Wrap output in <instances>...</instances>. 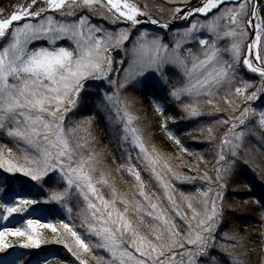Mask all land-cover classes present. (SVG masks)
<instances>
[{"label":"snow or ice","instance_id":"1","mask_svg":"<svg viewBox=\"0 0 264 264\" xmlns=\"http://www.w3.org/2000/svg\"><path fill=\"white\" fill-rule=\"evenodd\" d=\"M170 2L187 6L189 0ZM164 11L170 13L167 20L155 18L149 4L141 5L139 0H23L10 14L0 15V133L16 148L0 146V192L7 197L0 201V219L23 218L22 226L0 228V253L9 256L0 264H33L31 256L17 249H40L48 243L40 232L45 228L58 234L54 242L62 244L78 264H89L88 257L96 264H252L248 251L256 246L244 243L238 234L225 232L222 239L230 243H220L215 254L213 250L223 223L228 181L240 175L238 169L248 163L242 158L251 155L248 138L264 147V110L247 106L239 116L221 121L230 127L215 145L212 174L205 170L189 177L173 171L155 146L149 149L140 117L131 110L135 98L128 93L137 88L168 89L162 99L180 104L185 118L195 121L210 115L201 111V98L208 104L224 99L234 110L238 105L233 95L244 101L264 100V3L198 0L190 7ZM93 17L113 27L94 23ZM176 20L185 21L182 30L174 25ZM121 24L125 26L118 27ZM147 24L158 26L162 33L150 31L144 27ZM173 28V41L165 42ZM204 31L207 36L197 35ZM226 39L230 42L219 47ZM62 41L71 46H59ZM193 41L203 49L202 56L185 47ZM113 48L127 57L119 61V68L113 67ZM241 68L259 77L255 91L249 92L255 82L241 75ZM88 81L100 83L86 99L82 93ZM85 103L104 115L118 144L138 150L136 158L156 181L159 194L146 191L128 150V163L120 169L134 178L136 190L132 200L117 191L99 167L103 157L94 147L98 143L91 131L94 117L71 126L65 122L69 112L75 115ZM156 111L164 116L159 101ZM199 130L207 132L209 143L216 140L213 126ZM168 134L181 145L171 130ZM181 151L188 149L181 145ZM201 162L208 163L203 157ZM189 170L199 171L191 165ZM197 179L207 187L181 192L188 209L183 211L174 182ZM260 179L264 180V171ZM50 182L53 187L46 188ZM17 183L19 190L13 187ZM101 186L110 188L112 199L105 198ZM247 186L251 188L252 181ZM72 201L80 207L84 234L65 221L57 225L24 218L41 203L67 207ZM117 203L124 205L123 211ZM255 203L264 223V200ZM67 210L71 213L72 208ZM130 211L148 224L151 238L138 230ZM177 219L183 222V231ZM9 237L20 238L21 243L14 245ZM260 238L264 240V233ZM97 250L109 258L95 255ZM257 257H264V251ZM36 264H50V258L37 259Z\"/></svg>","mask_w":264,"mask_h":264},{"label":"trees","instance_id":"2","mask_svg":"<svg viewBox=\"0 0 264 264\" xmlns=\"http://www.w3.org/2000/svg\"><path fill=\"white\" fill-rule=\"evenodd\" d=\"M21 3H23V0H0V15L10 14L14 7ZM167 37L169 36H166V38ZM62 43L63 46H67V44L68 47L71 46L68 41H62ZM222 43L223 42L219 44L221 48H223L220 46ZM226 45L227 44H225V46ZM115 55L117 59L123 58L122 51L120 50H116ZM224 55L228 58L227 54ZM240 71L241 75L244 76L242 68ZM99 83L98 81L88 82L89 85L93 86ZM86 88L87 96L85 97L87 99L88 95L92 92H88L89 88ZM167 91L168 89H164L163 92H154L151 88H144L143 90L137 88L130 89L128 93L129 96L135 98L131 110L140 117L138 123L140 127L145 129V138L149 149L155 146L159 152L168 159L173 171L180 173L182 176L192 177L202 175L205 170H208L211 175V166L215 162L213 160L215 145L219 144L220 137H222L230 127V124H223L221 121L227 117L239 116L243 108L248 105L244 106V103H240L239 100L238 104L235 103L238 105V110H234L224 99L216 98L213 104H208L204 101V98H201L199 103L201 111L210 115H205L202 119L195 121L185 118V114L181 111L180 104L171 101L170 98L168 102L162 99ZM231 99L233 100V97H231ZM157 101H159L164 108L163 117L156 111ZM217 107L222 111H216ZM86 110L87 118L94 117L91 123V131L92 135L98 141L94 147L103 157V163L99 166L100 169L108 174L113 186L124 198L132 200L133 193L136 190L134 178L129 175L127 171L120 169V165L128 163L126 150L131 151V164L135 165L137 169L140 170L142 179L146 181V179H150L152 176L144 169L142 161L136 158L138 150L132 149L129 144L120 145L117 143L116 139L113 138L112 129L108 121L102 113L97 114L92 103H89V106L82 112ZM82 116L81 113L77 120L82 118ZM166 117H170V119H165ZM77 120H75V122ZM65 122L69 126L68 122L72 123L74 120ZM165 124L166 128L162 126ZM208 125L216 129L217 138L212 143L207 141V132H201L199 130L200 128H206ZM168 130H171L173 134L180 139L181 145L188 149V151H181V145H177L173 139L169 138ZM256 140L255 138H248L247 150L251 155L242 158L247 159L248 163L243 164L242 167L238 169L240 172L239 176H234L228 181L229 186L224 196L225 206L223 223L220 230L216 233L217 249L213 250L214 253L218 251L220 243H230L222 239L225 232L230 235L233 233L238 234L245 238L244 243L256 246L254 249L248 251V255L253 257L252 264H260V259L264 258L257 257V253L264 251V240L260 238V234L264 233V223H262V216L258 205L255 203L257 199L264 200V180L260 179L261 172L264 171V147ZM3 145L12 147L14 151L16 150L12 141L4 133H0V146ZM201 157L208 161V163L201 162ZM189 165L199 169V171H190ZM96 175L99 176V172H97ZM249 181H252L251 188L247 186ZM174 183L175 197H177L176 200L180 206L183 204V207H181L183 211H188V209L180 193L189 194L195 192L197 188L207 187V184L199 179H197L195 183L188 181H175ZM151 186L152 189L146 187V191L150 195L154 192L157 194L160 193V189L153 178L151 180ZM13 187L19 190L18 183L14 184ZM45 187L52 188L50 184L45 185ZM101 189L106 199H112V193L109 187L101 186ZM0 193V201L7 199L5 193ZM40 198L43 200L44 196ZM164 203L167 204V201ZM41 206L46 210L44 212L42 210H37V213L43 221L55 224H59L60 221H65L74 225L81 234L85 233V229L81 227V220L78 217L80 207L76 205L75 201L70 202L67 206L72 208L71 213L68 212L67 207L54 202ZM49 206H51V208ZM116 206L123 211V204L117 203ZM128 216L134 221L141 233L152 232L147 223H138V218L133 212L130 211ZM177 224L180 225L181 231H183V222L177 219ZM55 238L54 236L47 237L48 243L43 250L33 251L32 254L28 255L32 257L33 264H36L37 259H42L43 257H49L50 264H78L75 257H73L62 244L54 242ZM92 242L95 243V238L92 239ZM131 250L134 252V249ZM235 251L240 252L242 250L235 249ZM134 254L136 253L134 252ZM95 255L102 256L105 259L109 258L108 254L103 250H97ZM28 256H26V259ZM1 257L8 258L7 255H5V257L0 256V258ZM52 257H55V259H52ZM224 258L227 257L225 256ZM88 259L89 264H96L95 260L91 257H88Z\"/></svg>","mask_w":264,"mask_h":264},{"label":"rangeland","instance_id":"3","mask_svg":"<svg viewBox=\"0 0 264 264\" xmlns=\"http://www.w3.org/2000/svg\"><path fill=\"white\" fill-rule=\"evenodd\" d=\"M192 1H193V0H189L187 6H186L185 4H183V3H179V2H175V3H174V2H170V0H139V3H140L141 5H143L144 3L149 4V6H150V10H151V12H152V15H153L155 18H158V19H161V20H167V19L170 18V13H168L167 11H164L163 13H161V9L167 10V9L176 8V7H180V8L190 7V6H191L190 3H192ZM261 3H264V0H261ZM101 11H103V10H101ZM179 21H180V20H176V21H174V22H179ZM93 22H94V23H98V24H102V25H104V26H106V27H109V28H112V27H113L112 25L108 24L107 21L102 20L100 17H93ZM174 22H173V23H174ZM120 26L124 27L125 25L121 24V25H119L118 27H120ZM181 30H182V28H181ZM174 31H175V30H174ZM174 31L172 30V31H170V33L167 34V36H169V37H167V38L165 39V42L173 41V39H174ZM170 34H171V35H170ZM197 35H198V36H199V35L207 36L208 33H207L206 31H204V32H202V33H197ZM221 42H223V43H222V45H220V46L225 47V44H228L230 41L226 39V40H222V41H220V43H221ZM220 43H219V44H220ZM62 44H63V43L60 42V45H59V46H63ZM38 46H39V45H38ZM45 46H46V45H45ZM65 47H68V44H67V46H65ZM128 47H130V45H128ZM185 47H191L192 50H193V53L196 54V55H201V56H202V54H203V49L200 47V45H199L198 42H196V41H193V42H191L190 44L185 45ZM116 50H117V49H115V48H113V49L111 50V55H112V58H113V67H114V68H119V67H120V63H119V61H120L121 59H125V60H126L127 57H126L125 52H124L123 50H120V51H122L123 58L117 59V57H116V55H115ZM224 58L227 59V58H226V55H224ZM242 72H243L244 77H245L246 79H249V80H252V81L255 82V87L250 88V89H249V92H251V91H255V90H256V87H259V77L256 76L255 74H252V73L248 72L246 68H242ZM88 82H90V81H88ZM88 82H86V87L89 88V89H88V90H89L88 92H94V91H95V86H93V85H89V84H91V83L88 84ZM87 84H88V85H87ZM86 87H85V90H86V91L84 90V92L82 93L83 96H87V95H86V94H87V93H86V92H87V88H86ZM232 97H233L234 102L237 103V104H238V101L240 100V103L243 102V103H244V106H245V105L252 106V107H254L257 111L264 110V100H262V101H261V100H257V102H256V101H244L242 97L235 96V95H233ZM85 98H86V97H85ZM255 102H256V103H255ZM88 106H89V103H85V104H83L78 110H76V114H75V115H73L72 112H69L66 121L68 122V120H70V121L74 120V122H75V120L78 119V117L80 116L81 113H82L83 116H82V118H80V119L77 120V121H81V120L86 119V118H87V116H86L87 110L84 111V112H82V111L85 110V108H87ZM72 123H73V122H72ZM68 124H69V126H71V123L68 122ZM256 141H257V140H256ZM257 142H258V141H257ZM151 180H152V177H151L150 179H146V181L144 180V181L146 182V187H147V188H150V189H152V186H151ZM49 184L53 187V185H52L51 182H50ZM0 194H1V193H0ZM176 198H177V197H176ZM182 199H183V198H182ZM182 199H181V200H182ZM183 202H184V201H183ZM185 204H186V203H185ZM41 205H43V203H41V204H39V205H36V206H35L36 210L33 211V212H31L30 214H29V213H26L25 216H24V218L40 219L42 223H50V222H48V221H43V220L40 218V216H38L37 210H42L43 212L46 210V209H44V207H42ZM39 206H40V207H39ZM49 207L51 208V206H49ZM181 207H183V204L181 205ZM0 213H2V210H0ZM136 217L138 218V223H140V222H141L140 218H139L138 216H136ZM22 223H23V218L20 217V216H16L15 218L10 219V221H8V222H5V221H3L2 219H0V228H3V227H5V226H7V227L22 226ZM56 224H57V223H56ZM57 225H58V224H57ZM40 232H41V234H42L46 239H47V237H49V236H54V237H56V236L58 235V234H54V233H52L51 230H50V229H47V228H45V229H40ZM144 234L147 235V236H149V237L151 238V232H148V233L145 232ZM9 240H10V242L13 243L14 245H18L19 243H21L20 238L9 237ZM47 241H48V240H47ZM46 244H47V243L42 244V246H41L40 249H32V250H20V249H17V251H24V252H26V253L29 255V254H32L33 251L36 252V251L43 250V248L46 246ZM9 251L11 252L12 250H9ZM177 251H180V250L178 249ZM214 254H215V253H214ZM5 255H6L5 253H0V256H4V257H5ZM8 259H9V256H8V258H3V257H1V258H0V261L8 260ZM225 259H227V258H225Z\"/></svg>","mask_w":264,"mask_h":264},{"label":"water","instance_id":"4","mask_svg":"<svg viewBox=\"0 0 264 264\" xmlns=\"http://www.w3.org/2000/svg\"><path fill=\"white\" fill-rule=\"evenodd\" d=\"M184 24H185V21H181V20L179 22H177V23H174V25L179 26L180 28L183 27ZM144 27H147L150 31H160V32H162V30H160L159 27L156 26V25L147 24V25H144ZM174 29L175 28H173V30Z\"/></svg>","mask_w":264,"mask_h":264}]
</instances>
